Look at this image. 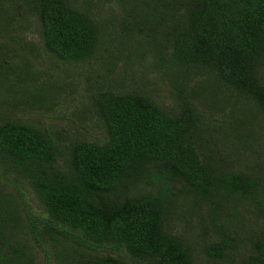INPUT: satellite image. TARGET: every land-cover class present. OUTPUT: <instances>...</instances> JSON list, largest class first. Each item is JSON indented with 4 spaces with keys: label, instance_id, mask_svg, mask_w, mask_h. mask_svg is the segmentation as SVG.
Listing matches in <instances>:
<instances>
[{
    "label": "trees",
    "instance_id": "1",
    "mask_svg": "<svg viewBox=\"0 0 264 264\" xmlns=\"http://www.w3.org/2000/svg\"><path fill=\"white\" fill-rule=\"evenodd\" d=\"M157 2L165 10L162 17L143 14L139 20L138 13L120 23L118 38L121 48L152 55L158 75L176 97L179 115L146 95L107 89L93 103L96 127L104 134L98 141L75 138L64 146L50 129L1 121L0 264H33L26 242L4 245L2 229L8 223L32 237L44 255L46 244L61 249L58 264H195V246L185 237L194 229V217L202 240L210 233L201 259L264 264V233L246 232L238 212L246 206L264 219V160L259 162L262 154L247 134L256 114L243 110L210 127L219 131L216 141L236 119L225 140L244 135L232 148L253 152L250 162L260 163V176L254 170H231L232 150L227 155L206 151V119L191 99L211 104L207 96L216 95L208 91L220 84L230 89L231 99L247 100L264 119V0H149L148 11ZM5 20L29 29L37 20L45 51L63 62L90 58L103 30L69 0H0V30ZM141 33L143 45L128 43ZM22 59L0 63V70L15 78L4 85L13 92L9 101L19 104L16 88L23 87L27 102L52 108L58 102L48 99L50 86L38 85ZM206 79L209 89L195 91ZM190 80L189 95L182 83ZM84 110L74 116L83 118L89 112ZM26 192L34 196L39 214H33ZM177 222L183 231H173Z\"/></svg>",
    "mask_w": 264,
    "mask_h": 264
},
{
    "label": "rangeland",
    "instance_id": "2",
    "mask_svg": "<svg viewBox=\"0 0 264 264\" xmlns=\"http://www.w3.org/2000/svg\"><path fill=\"white\" fill-rule=\"evenodd\" d=\"M121 1L69 0V2L73 3L74 8L82 11L84 14L91 15L96 22L98 21L101 24L103 29L100 42L92 56L79 63L57 60L45 51L41 42L37 20L30 22V29L27 27H17L15 25L17 20L14 24H9L6 20L4 21V30H0V63L3 65L15 63L16 61L19 63V59L24 58L22 60H25L30 65L34 74L33 78H35L37 84L39 85L43 82L44 86H50V91H52V95L48 98L52 99L50 102L52 103L56 97L58 103L50 109L48 108L49 106L31 104V102L25 100L27 90L23 87L16 88L19 90L18 97H21V102L17 104L14 100L9 101L8 97L10 94L13 95V92L10 86L5 90L4 85H8L15 78L0 70V75L4 74L0 76V123L1 121H17L36 127L37 129H50L57 133L64 146L75 138L98 141L103 139L104 134L101 129L96 127L97 116L93 111V103L95 96L107 89L122 93L146 95L162 107L168 109V112H171V114L175 116L179 115L180 107L176 102V97L158 75V69L154 67L152 55L143 51L134 52L130 48L131 51L121 48L124 46L118 38V35L122 31V29H118L120 23L138 17V13L141 14L139 15V20L140 18L142 19L143 14L144 18L146 17L145 14L152 15V18L162 17L165 14V10L161 6L162 4L157 2L160 5L156 3L154 10L148 11L151 8V4L148 5L149 0ZM175 1L181 2L183 0ZM131 4L135 9L132 8ZM139 31L140 29H138ZM143 35V33L137 34L132 39L133 41H129L128 43L134 44L137 42L138 45H143ZM122 42L124 43V41ZM11 46H13V52H10ZM182 84H185L188 90L191 89V86L193 87V81L191 80ZM94 85H97V89L92 88ZM209 87L210 80L206 79L199 82L194 90L198 92L202 88L208 90ZM208 92H215L216 95L215 98H210V95L207 96V101L211 103L209 105H204L203 99L191 98L200 117L206 119L207 126L204 125V127L208 131L203 132V135L206 136L204 140L208 142H205L206 151L217 150L223 155H227L232 150L231 170L240 169L241 171H246L247 169V172L254 170L256 175L260 176L259 172L262 171L259 169L260 163L250 162L252 157H254V153H240L238 151L239 145L236 148H232V144L240 143L244 135L238 136L235 142L225 140L230 131L236 128V119L229 121L230 125L225 127V131L230 128L229 131L224 134V137L221 136L216 141L213 138L219 136V131L215 127H210V124L217 123L218 121L220 123L223 119H227L228 116L234 113L237 115L238 112L243 110L247 111V114L255 113L256 115L254 114L255 116L250 121L247 134L257 143L258 154H262V159H259L260 162L264 160V119L253 109L252 105L247 104V100L237 98L239 99V102H237V99L233 96V99H231L230 89L223 85L214 84ZM32 93H34L33 90ZM190 94L191 90L189 91ZM26 97L28 98L29 96ZM212 101H215L216 104L212 105ZM85 108L89 112L85 113L83 118L79 116L78 119L74 116V113L85 111ZM218 128H220V125H218ZM24 196L29 205L32 206L33 214H39L40 208L34 196L29 192H26ZM186 206L185 209H187ZM204 212L205 209L198 215H202ZM238 212L240 213L239 219H241L246 232L251 233L252 236L264 233V219L257 214L248 213L246 206H241ZM197 222V218L194 217L192 219L194 229L184 236L190 239L196 247L195 249L193 246L194 254L198 256L195 264H210L209 261L200 258L201 249L210 241V233L205 238V241L202 240L200 231L196 227ZM179 225H181L180 222H177L173 231H183ZM2 232L3 235L7 234V239L4 243L6 247L13 244L16 245V242H21L25 245L26 242L27 248H29L28 252L33 259V264H47V259L50 264H58L56 252H62L61 249L53 250L52 245L46 244V255H44L45 251H42L37 246L32 237L27 235L25 231L17 232V230H13L10 223L2 229ZM245 248L246 245H243L241 250ZM65 252L63 251L64 255L62 257H67Z\"/></svg>",
    "mask_w": 264,
    "mask_h": 264
}]
</instances>
